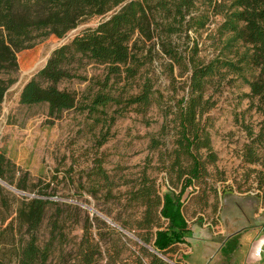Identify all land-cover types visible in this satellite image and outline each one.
Masks as SVG:
<instances>
[{"label":"rangeland","instance_id":"374dc122","mask_svg":"<svg viewBox=\"0 0 264 264\" xmlns=\"http://www.w3.org/2000/svg\"><path fill=\"white\" fill-rule=\"evenodd\" d=\"M227 2L198 0L197 5L208 11L207 24L197 31L189 30L187 37H172L185 63L195 41L199 59L209 61L217 54L221 45L217 29L223 13L213 5ZM111 14L112 11L85 19L63 37L50 35L16 53L15 82L0 103V150L12 164L5 183L15 188L0 183V260L16 264L19 245L28 237L15 216L17 199L42 191L57 205L48 207L36 232L39 244L49 239L51 219L58 218L64 233H58L46 264H77L85 233L99 248L93 264H149L150 252L170 264H206L201 256L205 253L232 261L234 254L229 251L236 244L242 245V237L264 228V168L244 157L252 133H259L264 121L263 115L249 105L244 96L249 88L239 78L229 74L206 92L214 101L204 117H209L217 160L208 166L209 174L204 180L184 194L183 214L191 236L163 254L152 248L151 240L145 242L138 236L140 232L145 239H151L155 228L152 232L134 228L140 209L127 198L138 188L143 172L155 178L160 193L169 187L159 160L172 149L171 136L157 148H151L150 139L159 137L167 106L186 95L190 69L172 62L157 45L149 47L147 43L142 52L147 54V60L138 73L128 80L122 77L112 90L114 95L136 94L149 79L155 101L145 112L121 104L108 105L92 114L77 107L53 118L47 114L46 103L28 106L19 102L23 86L45 65L54 49L95 28ZM72 73L76 76L59 81L57 86L74 92L84 103L99 89L94 83L103 79L104 66L83 58L74 64ZM99 167L105 177L91 174ZM3 198L8 208L1 205ZM157 223L161 227L166 224L162 219ZM230 237L221 250V242Z\"/></svg>","mask_w":264,"mask_h":264},{"label":"trees","instance_id":"16d2710c","mask_svg":"<svg viewBox=\"0 0 264 264\" xmlns=\"http://www.w3.org/2000/svg\"><path fill=\"white\" fill-rule=\"evenodd\" d=\"M198 0H0V103L8 88L15 82L18 71L16 53L30 48L50 35L63 37L81 21L95 16L112 14L95 28L74 36L69 42L54 49L45 65L23 86L19 102L23 105L47 104V114L58 118L63 111L77 108L88 114L104 110L108 105L134 106L145 112L155 101L152 84L145 79L136 94L124 96L112 93L114 84L122 77L133 78L147 60L142 53L146 44L158 46L172 62L190 69L187 93L163 113L159 137H151V148H157L171 136L172 149L166 158L161 157V170L165 172L169 187L159 192L155 178L143 172L138 188L129 193L128 202L140 209L134 221L136 230L152 232L148 242L157 253H164L177 244L186 242L191 229L183 214L184 194L209 174L208 166L217 160L212 148L209 117L205 114L214 101L206 95L209 86L219 84L233 74L249 88L245 97L249 105L263 115L264 121V0H228L215 3L223 13L217 34L220 42L217 54L209 61L197 57V42L185 56L176 50L172 37L197 31L207 24V9L197 5ZM224 38V39H222ZM140 52L141 55H138ZM88 61L104 66L103 79H96L99 89L88 101L80 103L74 92L60 89L57 84L72 78L75 63ZM45 83V84H44ZM121 90V88L119 89ZM170 115V118H168ZM244 157L249 163H260L264 168V126L252 133ZM163 139V142H162ZM12 164L0 150V180L8 181L7 172ZM98 166H101L99 164ZM94 176L105 177L101 167L93 170ZM20 189H25L17 185ZM3 187L0 185V191ZM39 191L32 197L16 201L15 216L25 227L28 237L23 239L16 252V264H46L54 250L58 233L64 236L62 224L50 221V236L39 244L37 230L46 211L57 202ZM1 205L8 208L3 198ZM162 219L165 226L157 221ZM77 264H93L99 252L84 234L79 245ZM0 264H5L0 260ZM149 264H170L156 253L149 254Z\"/></svg>","mask_w":264,"mask_h":264},{"label":"crops","instance_id":"0c3cea01","mask_svg":"<svg viewBox=\"0 0 264 264\" xmlns=\"http://www.w3.org/2000/svg\"><path fill=\"white\" fill-rule=\"evenodd\" d=\"M231 238L232 237L224 239L221 242V250L223 249L224 243H227ZM242 238V245L239 246L236 244V246L232 248V251H229V254H234L232 261H221L222 258L217 254L205 253L201 254V256L207 260L206 264H264V228L261 227V229H257L254 235H246ZM259 246L261 247V251L259 256H256L254 250Z\"/></svg>","mask_w":264,"mask_h":264},{"label":"built area","instance_id":"2783aa9c","mask_svg":"<svg viewBox=\"0 0 264 264\" xmlns=\"http://www.w3.org/2000/svg\"><path fill=\"white\" fill-rule=\"evenodd\" d=\"M260 251H261V247H260V246H259V247H256L255 250H254V254H255L256 256H259Z\"/></svg>","mask_w":264,"mask_h":264},{"label":"water","instance_id":"95a60500","mask_svg":"<svg viewBox=\"0 0 264 264\" xmlns=\"http://www.w3.org/2000/svg\"><path fill=\"white\" fill-rule=\"evenodd\" d=\"M0 183L3 184V185L8 186V185H7L4 181H2V180H0ZM8 187H10V188L13 189V190L15 189L14 187H11V186H8Z\"/></svg>","mask_w":264,"mask_h":264}]
</instances>
